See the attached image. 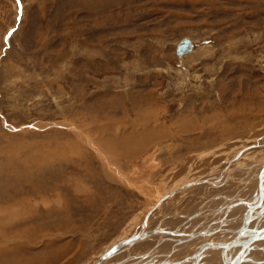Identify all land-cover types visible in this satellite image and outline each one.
Instances as JSON below:
<instances>
[{
    "label": "rangeland",
    "instance_id": "obj_1",
    "mask_svg": "<svg viewBox=\"0 0 264 264\" xmlns=\"http://www.w3.org/2000/svg\"><path fill=\"white\" fill-rule=\"evenodd\" d=\"M21 4L0 0V264H92L177 187L180 227L224 213L221 179L180 190L237 157L264 163V0ZM184 38L195 49L178 57ZM252 258L264 264L263 243Z\"/></svg>",
    "mask_w": 264,
    "mask_h": 264
},
{
    "label": "bare ground",
    "instance_id": "obj_2",
    "mask_svg": "<svg viewBox=\"0 0 264 264\" xmlns=\"http://www.w3.org/2000/svg\"><path fill=\"white\" fill-rule=\"evenodd\" d=\"M194 49H195V46H194ZM194 49L189 51L188 53L184 54L183 56H178V57H184L185 55H188L189 53L193 52ZM83 139H85V143H88L91 147H93V148L96 147V144L90 138H87V137L84 138L83 137ZM250 144L252 145V143H250ZM242 147L243 146H241L240 150L243 152H247V149L249 147L248 144L245 145V147H247V148L242 149ZM94 149H96V148H94ZM109 149L111 150V148H109ZM101 159H103V158H101ZM234 161L235 162L237 161V162L235 163ZM234 161H233L234 164L233 163H232V165L230 164L231 166H235L234 169L230 170L228 173L226 172V174L219 175V176L212 175V176L206 177L204 179H200V181L197 179L195 181L188 182L183 187L180 186L182 188V189L180 188L181 189L180 191H182L184 189L194 187V185L197 186L198 184H204V183L212 181V180L214 181V180H216V177H217V180L221 179L220 182L225 183V185L223 186V190H225L224 191L225 193H223V194L229 193L227 196V203L228 204L226 205L227 208H225L224 213L219 214L218 212H216L212 216V219L214 218L212 221L216 220V218L217 219L219 218L221 225L219 226L216 224V226H213L214 229L208 228V229H206V231L203 230L201 233H198V234L193 233L192 231H191L192 233H189L190 232L189 231L186 234L185 233L186 230H184L185 232H182V234H183L182 236H185V238H182L179 240L180 243L178 246L173 247L170 250L168 249V251H166L165 253L158 254V255H160L159 257H162L164 254V257H162L160 259L161 261H157V258H156L158 256V255H156L157 252L155 254H151V252L144 254L146 259H148V258L155 259L154 260L155 262H153L154 264H206V263L207 264H242L243 262L247 263L248 261L254 262V260L252 258L253 251H255L257 248H259L262 243L264 244V229H262L261 231L258 230L255 232H251V231L247 230L246 227L250 224V222L252 220L254 222L256 221L255 223L258 224V222H260L261 219L264 218V216L261 215V213H262L261 211H263V214H264V205L261 204V202L264 200V163H262V164H260V163L259 164H251V163H246V162H240V160H238V157ZM239 173H242V175H244L248 178H244L243 176L240 178H237L240 175ZM225 175H228V176L224 177ZM177 190H179L178 187L174 188L172 190H169V191L167 190L163 194H159L158 198L155 199L154 202L152 201L153 203H151V206L148 208L147 211L144 212L142 217L139 219V222L136 223V226L139 228L138 229L136 228V231L134 229L135 232H133V230H131L132 231L131 234L128 233L126 236L122 237L123 239H120L116 244L109 247L100 257L98 256L92 264H106L108 261H110V259H112L118 255H121L123 253L129 252L130 248L134 247L136 244H138L141 241H144L150 237L151 238L149 240L154 241L153 239H156V241H157L156 246H158V248H161L162 244H164V243L166 244V242H164L162 240L167 238L166 235L173 234V233H171V232L169 233V231L168 232L162 231V228H164V226H163L164 223L167 222V219L165 221L163 219H165L167 217H172V216L177 217V218L179 217V213L177 212V210H179V209H177V208L174 209V207L171 208L170 206L167 205L168 200L173 196L175 197V195L177 193H179V191H177ZM255 191H256V194L254 195V197H252V195L254 194ZM234 205L235 206H238V205L241 206L242 205V207L245 206V207L249 208L248 212L241 219V221L231 220V219H228L226 217L227 213H230L229 211L234 208L233 207ZM260 205H262V206H260ZM165 206H167L166 209H165ZM238 208L235 207V210L233 211V213L231 212V214L234 217H238V215H241V213L243 214V212H244V211L242 212L244 207L243 208L238 207ZM173 211H175V212H173ZM238 213H240V214H238ZM167 214H169V215L166 216ZM190 215H192V214L187 213L185 216L189 217ZM248 217H249L250 221L248 220ZM222 218L224 220H222ZM229 220L232 221L234 224L238 223L239 226H241V227H240L239 232L236 233V237L233 238L232 240L230 239L231 241L226 242L223 240H225V238H228L232 234V233H228V232H232L231 230H235V228H231L233 223H230L229 228L226 227L227 225L225 226V222L227 221L226 223H229ZM246 221L247 222L249 221V222L247 223ZM154 222H156L158 225L157 226L158 228L156 230L152 229V228L156 227V225H153ZM215 223H217V222H215ZM174 226H176V225H174ZM178 227H179L178 229L180 230L181 227L180 226H178ZM0 228H2V227H0ZM244 228H246V233L241 235L242 234L241 231L242 230L245 231ZM223 230H227L228 232H226V234H224V236H226V237H222V238L219 237L220 238L219 240H221V241H219V242L211 241V240L208 241V239H210L212 236L216 235L217 233H219V232L222 233ZM138 232H140V233H138ZM177 233L179 235H181V232H178V230H177ZM16 234H18V233H16ZM2 235H4V234H2ZM196 238H203L202 243H200L201 244L200 249L193 252V254H195L196 252L197 253L192 257L188 254L186 256H183L182 259L181 258L177 259V257H182L181 256L182 253H188L189 249L184 248L182 244L188 243L193 239L195 240ZM198 240H201V239H198ZM179 241L175 240V242L177 244ZM143 243L146 244L147 241L146 242L144 241ZM167 243H168V241H167ZM6 246H7V244H6ZM188 246H190V245H188ZM165 247H166V245H165ZM238 247H242V250L239 253L236 251V249H238ZM211 248L218 249V250H216L217 256L213 261L208 259L207 260L208 262L204 263L205 261L203 260V258L208 256L207 253H208L209 249H211ZM5 249L7 251V248H5ZM14 249H15V247H14ZM2 250H4V249H2ZM2 250H1V252H2ZM165 250H167V248ZM177 251L180 252L181 254L178 253ZM234 251H236V252H234ZM129 256H130V252H129V255L127 256L126 259H124L123 261H119L117 263L118 264H126L130 260H135V259L139 260L138 256H134L133 258H130ZM4 259H5V257H4ZM142 260H145V259L140 258V261H142ZM258 261L262 262V260H258ZM17 262H19V261H17ZM31 262H33V261H30V263ZM148 264H151V263H148Z\"/></svg>",
    "mask_w": 264,
    "mask_h": 264
},
{
    "label": "crops",
    "instance_id": "obj_3",
    "mask_svg": "<svg viewBox=\"0 0 264 264\" xmlns=\"http://www.w3.org/2000/svg\"><path fill=\"white\" fill-rule=\"evenodd\" d=\"M237 185V184H236ZM258 189V188H257ZM224 201V200H223ZM222 201V202H223ZM221 202V203H222ZM221 203H219V204H221ZM219 204H217V205H214L212 208H216L217 206H219ZM204 209H206V213H204V214H206L205 215V218H203L202 220H197V218L196 219H194V220H191V221H189L188 223V227L189 226H191L192 225V223H193V227L192 228H190V229H186V228H184V227H181L180 228V230L178 229L179 227V223L177 222V221H180L179 220V218H177V217H167V218H169V219H167V222H165L164 223V228H162V231L163 232H166L165 230H169V229H174V228H176V230L175 231H177L178 230V232H181V234H182V232H185L184 230H187L189 233H196V234H198V233H201L203 230H206L205 228H207V225H208V223H210L213 219H212V212L214 211L213 209H211V208H204ZM248 211L247 210H244V212H243V214L241 213V215H238V217H231V218H228V219H231V220H238V221H241V219L245 216V214L247 213ZM230 214V213H229ZM228 214V215H229ZM237 214V213H236ZM238 214H240V213H238ZM203 215V214H202ZM219 219V218H218ZM217 219V220H218ZM227 222V221H226ZM154 225V224H153ZM174 225H176V226H174ZM158 225H156V227H157ZM214 226H216L215 225V221H214ZM212 227V226H211ZM226 227H229V224L227 223V226ZM195 229V230H194ZM211 229H214V228H211ZM192 231V232H191ZM224 231H227V230H223L222 232H224ZM186 234H187V232H185ZM220 234H221V232H219V233H217L216 235H214L213 237H211L210 239H208V241L209 240H211V241H219V239L220 238H222V237H225L224 236V234L225 233H222V235L220 236ZM183 235V234H182ZM171 238H173V235H171L170 236ZM220 237V238H219ZM151 238V237H150ZM150 238H148V239H146V240H144L145 242L147 241V243L146 244H144L143 242L144 241H141L140 243H138V244H136L134 247H132V248H130V250H129V252H130V254L132 255V256H138V255H144V254H146V253H148V252H151V254H155L156 252V255H158V254H161V253H165L166 251H168V249L170 250V249H172L173 247H176V246H178L179 245V243H180V239H178V237H177V239L178 240H176V241H179L178 242V244L176 243V244H174L173 242H171V241H168V243H167V241L165 240V239H163L162 241H164V242H166V244L164 243V244H162L161 245V248H158V246H156V244H157V241H156V239H153L154 241H152V240H149ZM182 238H185V236H182L181 237V239ZM198 239H201V240H198ZM161 241V242H162ZM150 242V243H149ZM170 242V243H169ZM149 243V244H148ZM197 243V244H196ZM200 243H202V238H196L194 241H192V249H190V250H188V253H182V257H177V259H179V258H183V256H186V255H190L191 257L192 256H194L195 254H193V252H195V251H197V250H199L200 249V247H201V244ZM169 244V245H168ZM148 245V246H147ZM165 245H166V247H165ZM198 246V247H197ZM153 247V248H152ZM156 248V249H155ZM167 248V250H165ZM185 248V247H184ZM151 249V250H150ZM160 249V250H159ZM154 250V251H153ZM165 250V251H164ZM216 250H218V249H215V248H211V249H209V251H208V253H207V255L208 256H206L205 258H203V260L205 261L204 263H206V262H208L207 260L208 259H213V257H211V253H215L214 255L216 256L217 255V252H216ZM129 252H127V253H123V254H121L122 256H120L119 255V258H118V260H115V258L114 259H112V260H110V261H108L107 262V264H114L115 262H119V261H121V260H123L124 258H125V256L126 255H129L128 253ZM178 252V251H177ZM210 253V254H209ZM181 254V253H180ZM124 255V256H123ZM202 260V261H203ZM148 263H150V259L148 258V259H145V260H143V261H141V263H139V264H148ZM207 264V263H206Z\"/></svg>",
    "mask_w": 264,
    "mask_h": 264
},
{
    "label": "water",
    "instance_id": "obj_4",
    "mask_svg": "<svg viewBox=\"0 0 264 264\" xmlns=\"http://www.w3.org/2000/svg\"><path fill=\"white\" fill-rule=\"evenodd\" d=\"M194 49V43L188 39V38H184L180 44L178 45L177 47V55L178 56H183L184 54L188 53L189 51L193 50ZM245 231H241V235H243L244 233H246V228H244ZM240 236V235H239ZM238 236V237H239Z\"/></svg>",
    "mask_w": 264,
    "mask_h": 264
},
{
    "label": "snow or ice",
    "instance_id": "obj_5",
    "mask_svg": "<svg viewBox=\"0 0 264 264\" xmlns=\"http://www.w3.org/2000/svg\"><path fill=\"white\" fill-rule=\"evenodd\" d=\"M17 6L18 8H20V11L22 12V4H21V0H16ZM17 19H20V16L17 17ZM16 31L15 28H13L12 30H10L4 37V42L5 44H7L10 40V38L13 36L14 32Z\"/></svg>",
    "mask_w": 264,
    "mask_h": 264
}]
</instances>
